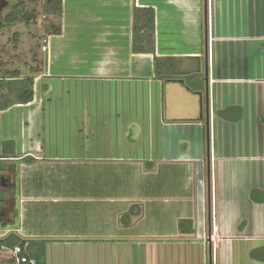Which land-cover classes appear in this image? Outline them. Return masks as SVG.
<instances>
[{"label":"crops","instance_id":"1","mask_svg":"<svg viewBox=\"0 0 264 264\" xmlns=\"http://www.w3.org/2000/svg\"><path fill=\"white\" fill-rule=\"evenodd\" d=\"M61 5L45 62L13 68L32 101L0 110V238L46 264H264V0Z\"/></svg>","mask_w":264,"mask_h":264},{"label":"trees","instance_id":"2","mask_svg":"<svg viewBox=\"0 0 264 264\" xmlns=\"http://www.w3.org/2000/svg\"><path fill=\"white\" fill-rule=\"evenodd\" d=\"M59 0H45L46 5H53ZM135 16L141 20L136 29L146 27L150 31L154 27V11L151 8H141L136 10ZM35 18L32 12L26 10V4L23 0H18L13 4L8 13L3 18H0V31L14 25L17 22L29 23ZM54 33H60V27H55L53 24L49 25ZM35 56L37 55L34 52ZM185 85L188 89L196 91L202 87V82L198 85L191 83V77L185 79ZM34 75H22L19 69L3 70L0 74V110H4L15 104H26L32 101L34 96ZM2 166H0V170ZM129 216L128 214H125ZM124 215V217H125ZM123 218V217H122ZM185 223H191L190 220H181L179 222L180 228ZM0 244L6 245L10 248L15 245H21L24 252L30 259H34V264H46L44 258L43 240H25L19 237L14 232H9L0 238Z\"/></svg>","mask_w":264,"mask_h":264},{"label":"rangeland","instance_id":"3","mask_svg":"<svg viewBox=\"0 0 264 264\" xmlns=\"http://www.w3.org/2000/svg\"><path fill=\"white\" fill-rule=\"evenodd\" d=\"M23 1L26 4V10L32 12L35 18L27 24L20 21L0 31V74L3 70L13 68H19L22 73L29 74L28 66L33 63L32 54L34 52L39 56L38 59H42L40 57L42 53L44 62L46 60L45 49L42 52L41 45L47 33L53 32L49 25L53 24L55 27L62 28L61 17L64 13L63 10H66V7L61 5L63 0L56 1L50 6L46 5L45 0ZM17 2L18 0H0V18H3L11 6ZM18 120H20L18 121V131L31 130V126L27 128L21 119ZM4 144L10 143L5 141Z\"/></svg>","mask_w":264,"mask_h":264},{"label":"built area","instance_id":"4","mask_svg":"<svg viewBox=\"0 0 264 264\" xmlns=\"http://www.w3.org/2000/svg\"><path fill=\"white\" fill-rule=\"evenodd\" d=\"M34 259L28 258L21 245L10 248L0 244V264H34Z\"/></svg>","mask_w":264,"mask_h":264},{"label":"water","instance_id":"5","mask_svg":"<svg viewBox=\"0 0 264 264\" xmlns=\"http://www.w3.org/2000/svg\"><path fill=\"white\" fill-rule=\"evenodd\" d=\"M205 81H206V90H207V88H208V77H207V73H206ZM0 179H1L0 182L1 183H4L3 177H1Z\"/></svg>","mask_w":264,"mask_h":264}]
</instances>
